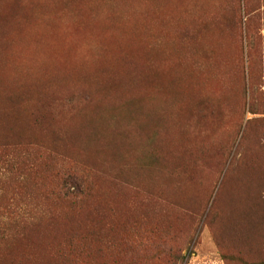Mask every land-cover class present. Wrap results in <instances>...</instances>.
<instances>
[{"label": "trees", "instance_id": "1", "mask_svg": "<svg viewBox=\"0 0 264 264\" xmlns=\"http://www.w3.org/2000/svg\"><path fill=\"white\" fill-rule=\"evenodd\" d=\"M20 13L16 3L0 0V30ZM3 46L0 39V51ZM138 53L121 55L116 71L20 78L0 87V166L10 172L0 178V264H186L204 216L224 264H264V117L246 121L237 146L242 155L229 160L228 152L226 171L218 185L219 171L206 199L183 193L191 164H176L170 189L152 188L163 166L149 149L160 137L153 99L161 73ZM68 79L90 91L60 95L47 86ZM112 100L115 116L106 117L103 106ZM248 110L259 113L254 105ZM146 119L152 126L137 127ZM111 120L116 127L107 125ZM136 128L148 137L134 163L120 141H131ZM112 134V155L97 156L94 145ZM222 192L226 211L218 207ZM27 198L34 201L30 216L21 205Z\"/></svg>", "mask_w": 264, "mask_h": 264}, {"label": "rangeland", "instance_id": "2", "mask_svg": "<svg viewBox=\"0 0 264 264\" xmlns=\"http://www.w3.org/2000/svg\"><path fill=\"white\" fill-rule=\"evenodd\" d=\"M7 1L16 3L21 13L0 30L6 45L0 51V87L20 78L46 81L54 74L85 78L103 67L116 71L128 51H139L138 60L147 54L151 70L159 68L153 108L160 137L149 149L157 151L163 166L149 182L152 188L170 189L176 164H191L182 177L183 193L206 199L228 152L229 160L242 155L243 148L237 146L246 121L264 117V0ZM159 63H165L163 69ZM54 84L47 86L60 95L90 91L76 79ZM115 105L112 100L103 106L106 117L115 116ZM252 105L259 113L249 112ZM145 122L151 125L146 119L137 127L143 129ZM107 125L117 126L114 120ZM147 137L137 129L131 141H120L134 163ZM234 138L228 151L226 145ZM115 139L112 134L94 145L97 156L112 155L108 151ZM246 147L252 156V138ZM225 171L224 166L218 185ZM9 174L0 166V178ZM224 187L232 190L233 183ZM27 199L21 205L30 216L34 201ZM218 207L230 208L225 192ZM198 222L186 264H224L205 216Z\"/></svg>", "mask_w": 264, "mask_h": 264}]
</instances>
